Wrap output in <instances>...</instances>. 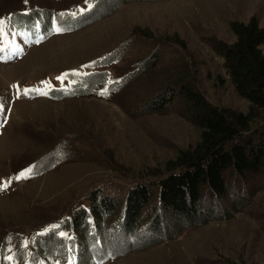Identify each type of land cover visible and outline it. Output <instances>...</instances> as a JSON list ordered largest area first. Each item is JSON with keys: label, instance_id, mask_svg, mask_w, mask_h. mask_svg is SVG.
<instances>
[{"label": "rangeland", "instance_id": "obj_1", "mask_svg": "<svg viewBox=\"0 0 264 264\" xmlns=\"http://www.w3.org/2000/svg\"><path fill=\"white\" fill-rule=\"evenodd\" d=\"M30 2L46 12L80 0ZM22 4L0 0V14ZM252 19L264 27V0H101L70 31L46 38L15 63L0 62L2 94L13 81L30 85L131 40L136 53L113 75L140 66L108 100L59 97L13 104L11 121L0 131V183L11 174L16 184L0 191V240L8 231L32 232L70 214L96 190L119 194L121 201L132 186L150 181V173L162 172L178 151L194 146L200 130L193 109L179 96L184 88L213 107L246 114L249 104L235 92L220 49L236 40L232 22ZM169 89L176 90L170 101L160 110L147 109ZM255 123L263 128L264 116ZM31 165L34 178L19 183L20 173H14ZM225 185L222 197L202 190L191 222L159 209L153 188L150 203L155 202L142 219L150 230L108 241L118 245L110 264H264V165L257 173L226 174ZM150 216L160 220L159 232Z\"/></svg>", "mask_w": 264, "mask_h": 264}, {"label": "trees", "instance_id": "obj_2", "mask_svg": "<svg viewBox=\"0 0 264 264\" xmlns=\"http://www.w3.org/2000/svg\"><path fill=\"white\" fill-rule=\"evenodd\" d=\"M230 29L236 40L221 47L223 65L235 92L248 102V112L244 114L213 107L192 90L184 88L179 96L193 109L192 118L200 130L197 142L178 151L162 172L150 173V181H140L132 186L121 201L119 194L104 195L99 190L90 193V210L99 236L103 235L101 223L117 214L118 204L123 205V213L114 232L119 237L124 233L131 235L142 222V212L154 196L153 188L157 191L159 209L169 210L191 222L195 220L202 190L208 189L222 197L226 194V174L242 176L257 173L264 165V127H257L255 123L260 115L264 116V51L261 50L264 27H259L252 19L246 24L232 22ZM175 91L169 89L164 96L150 101L147 109L160 110L172 99ZM59 97L60 94L54 96ZM249 134L256 135L252 137ZM87 216L80 208L73 211L71 223L80 233V238L87 235ZM154 217L150 221L154 231L159 232L160 220ZM89 238L98 245L94 237ZM53 242L51 239L50 244H57ZM98 243L102 244V239ZM50 244L46 243V246Z\"/></svg>", "mask_w": 264, "mask_h": 264}, {"label": "snow or ice", "instance_id": "obj_3", "mask_svg": "<svg viewBox=\"0 0 264 264\" xmlns=\"http://www.w3.org/2000/svg\"><path fill=\"white\" fill-rule=\"evenodd\" d=\"M89 7H91V5H89ZM4 20H0V52H3L5 50V48H8L10 47L11 48V51H12V54L15 55L17 52L20 51V49L16 48L15 45H3V37H4ZM57 32L60 31L59 28L56 29ZM57 79H60V80H63V77H58ZM45 87L48 88V90H51V86L49 84H45ZM107 91V89L105 90V92ZM18 92H19V89H18ZM29 92H36L37 94L39 95H47V91L44 90V88H35V89H24L23 90V93L24 95H27ZM102 95L104 93H101ZM0 111H3V108L0 107ZM32 173V169L29 168V169H26L24 172H21L15 179L16 180H20V179H23V178H27L28 175H30ZM11 183V181L7 182V183H0V191H3L5 190L8 185ZM55 227V226H53ZM66 234L65 233H61V236H65Z\"/></svg>", "mask_w": 264, "mask_h": 264}, {"label": "bare ground", "instance_id": "obj_4", "mask_svg": "<svg viewBox=\"0 0 264 264\" xmlns=\"http://www.w3.org/2000/svg\"><path fill=\"white\" fill-rule=\"evenodd\" d=\"M92 59V58H91Z\"/></svg>", "mask_w": 264, "mask_h": 264}]
</instances>
